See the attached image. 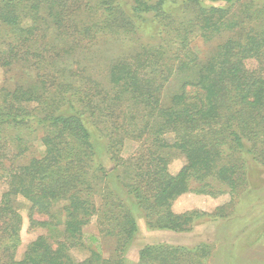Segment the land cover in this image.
Returning a JSON list of instances; mask_svg holds the SVG:
<instances>
[{
	"label": "trees",
	"instance_id": "obj_1",
	"mask_svg": "<svg viewBox=\"0 0 264 264\" xmlns=\"http://www.w3.org/2000/svg\"><path fill=\"white\" fill-rule=\"evenodd\" d=\"M198 38L214 44L205 57ZM119 39L142 42L100 64L96 45ZM0 67L17 73L0 89V264H206V243L127 255L140 220L192 232L210 215L176 212L179 197L241 194L264 167V0H0ZM39 133L43 154L21 164L26 134ZM127 139L141 143L129 162ZM18 197L31 229L63 237L39 236L21 259ZM94 218L110 257L77 261L70 251Z\"/></svg>",
	"mask_w": 264,
	"mask_h": 264
},
{
	"label": "rangeland",
	"instance_id": "obj_2",
	"mask_svg": "<svg viewBox=\"0 0 264 264\" xmlns=\"http://www.w3.org/2000/svg\"><path fill=\"white\" fill-rule=\"evenodd\" d=\"M144 41L149 38L141 35ZM136 38V37H135ZM142 41L137 39L118 40L114 42H103L96 45L95 51H98L97 58L100 64L107 59L110 60L129 53L137 48ZM213 43H205L198 38L193 43V49L201 57H205L211 50ZM105 59V60H104ZM17 73L9 72L0 67V89L12 87L16 80ZM74 80V79H73ZM179 89V81L174 79L164 89V101L169 102L171 96ZM9 135L16 132L12 129L8 131ZM170 134L168 137H172ZM26 140H31V149L22 158L20 163L27 162V159L34 156H40L44 152V147L40 142L41 134L25 136ZM139 142L127 139L119 155L122 159L129 162L137 155L140 148ZM120 148V146H119ZM185 159L177 156L170 163V171L177 174L184 166ZM259 175L256 178L249 179L250 185L241 192V194H230L227 189L224 193H219L215 197L209 195L188 193L179 197L174 204V210L178 213L199 211L205 212L207 216L200 220L189 233H172L165 231L152 232L147 228L145 221L140 220V232L133 243L132 252L127 255L130 261L137 262L139 249L145 244L153 242H170L173 244H182L196 246L199 243L210 244L212 251L206 260V264H264V167H259ZM251 187V188H250ZM5 186L0 184V200ZM18 212L22 216L21 244L16 253V259H21L28 245L35 241L39 236L46 235L50 242L55 243L63 237L59 231H49L47 229H31L29 220L30 204L18 197L16 199ZM63 205V203H62ZM63 226H60V230ZM97 240L94 241L93 238ZM84 246L74 247L71 254L77 261H84L90 256L91 250H98L102 257L109 258L113 249V241L110 238H101L97 227L96 218L90 224L84 227Z\"/></svg>",
	"mask_w": 264,
	"mask_h": 264
},
{
	"label": "crops",
	"instance_id": "obj_3",
	"mask_svg": "<svg viewBox=\"0 0 264 264\" xmlns=\"http://www.w3.org/2000/svg\"><path fill=\"white\" fill-rule=\"evenodd\" d=\"M165 232H169V231H165ZM163 242V241H162ZM185 245V244H184Z\"/></svg>",
	"mask_w": 264,
	"mask_h": 264
}]
</instances>
